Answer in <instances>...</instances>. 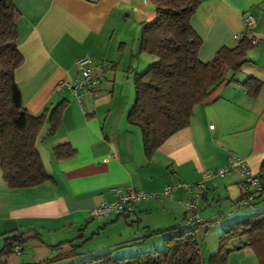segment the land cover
<instances>
[{
	"label": "crops",
	"instance_id": "0c3cea01",
	"mask_svg": "<svg viewBox=\"0 0 264 264\" xmlns=\"http://www.w3.org/2000/svg\"><path fill=\"white\" fill-rule=\"evenodd\" d=\"M13 3L18 11L16 47L22 55L14 79L24 109L35 115L61 101L64 104L57 129L49 133L46 116L35 137L50 180L9 188L0 170L2 245L3 235L14 230L36 233L40 240H30L33 246L45 248L51 256L57 250L50 247L65 241L79 253L109 251L112 257L156 248L165 234L151 231L179 226L185 218L182 188L154 196L176 182L203 183L198 209L206 212L214 204L223 224L221 232L264 208V201L257 205L237 201L242 188L235 170L213 173L233 157L257 176L264 158V0H198L189 23L200 40L201 62L211 60L221 47L236 44L243 35L246 13L255 19L249 31L254 45L245 51L239 67L225 70L221 84L193 106L188 125L149 156L143 152L139 128L126 120L134 96L133 75L150 60L139 49L141 24L154 18L148 0ZM81 57L92 60L94 72L103 71L99 81L75 98L71 88L79 72L74 62ZM248 77L259 82L254 94L242 84ZM59 145L69 146L73 153L55 154ZM115 188L119 193L134 189L149 196L123 214L91 218L92 207L116 200ZM220 233L213 230V239L203 248L204 233L199 236L202 264H208L209 255L217 250ZM13 250L18 253L21 246ZM72 258L43 264H70ZM225 264L259 262L242 248L229 252Z\"/></svg>",
	"mask_w": 264,
	"mask_h": 264
},
{
	"label": "trees",
	"instance_id": "16d2710c",
	"mask_svg": "<svg viewBox=\"0 0 264 264\" xmlns=\"http://www.w3.org/2000/svg\"><path fill=\"white\" fill-rule=\"evenodd\" d=\"M148 2L154 18L141 24L139 49L152 55L154 60L134 73V96L126 115L127 122L139 128L146 156L172 133L188 125L193 106L221 84L225 70L238 68L245 51L254 45L248 28L237 37L234 46H223L211 60L201 62L197 58L200 40L189 23L198 0ZM17 15L13 0H0V170L9 188H27L50 180L35 148V137L46 116L49 133L57 129L64 101L35 115L24 109L14 79V70L22 62L16 47ZM242 84L251 94L259 89V82L250 77ZM54 152L66 156L73 153V149L59 145L54 147ZM263 173L264 158L256 176L258 184L250 190V186L240 181L246 192L242 189L237 201L257 205L264 200ZM197 224L187 226L183 221L179 226L151 231L165 234L159 248L121 257H112L109 251H103L70 264H202L199 237L195 235ZM34 238L40 240L33 232L24 235L12 230L6 233L0 260L14 252L13 247ZM50 248H56V253L42 263L68 258L77 251L70 241ZM242 248L249 249L259 264H264V208L229 224L219 234L217 250L209 255L208 264H225L229 252Z\"/></svg>",
	"mask_w": 264,
	"mask_h": 264
},
{
	"label": "built area",
	"instance_id": "2783aa9c",
	"mask_svg": "<svg viewBox=\"0 0 264 264\" xmlns=\"http://www.w3.org/2000/svg\"><path fill=\"white\" fill-rule=\"evenodd\" d=\"M86 1L92 2L95 0ZM242 20L244 30L254 27L255 25V19L250 14H243ZM91 64L92 60L89 57H81L74 62V65L79 72L78 76L73 80L71 88L72 94L75 98L80 96V91L99 81L102 76L103 70L97 69L94 72ZM227 162L228 163L226 165L215 170L217 175H223L230 170H235L240 181H242L245 186H256L258 184L257 177L249 172L242 160L229 157ZM177 187L182 188L186 193V197L183 200L185 207L184 224L190 226L195 222L198 223V198L203 189L202 182L192 185L183 182H176L175 185H166L161 192L155 194L154 196L160 197L171 195ZM119 190V188L114 189V193L117 195L115 201L110 203H100L92 207L89 211L90 217L93 219H99L108 214H123L124 211L131 210V207L137 204L139 200L149 196L147 193L134 189H128L122 193H119Z\"/></svg>",
	"mask_w": 264,
	"mask_h": 264
},
{
	"label": "rangeland",
	"instance_id": "374dc122",
	"mask_svg": "<svg viewBox=\"0 0 264 264\" xmlns=\"http://www.w3.org/2000/svg\"><path fill=\"white\" fill-rule=\"evenodd\" d=\"M146 55L150 59L148 63H150L151 61L154 60V57L152 55L147 54V53H146ZM146 65L142 69H140L139 72L142 71L146 67ZM226 71H228V70H226ZM213 173L216 174L215 170L213 171ZM240 185H241V188L243 189V192H246L241 183H240ZM249 188H250V190H253L254 185H250ZM245 203H248V202H245ZM133 206H135V205H133ZM213 206L214 207H212V209H210L206 212H203V211L200 212L199 209L197 211L198 218H199L198 219L199 224H197L195 235H196V237H199L204 233L203 234L204 235L203 241L202 240H201L202 242L200 241L201 244L203 243L201 246L202 248L206 247L207 243L209 244V241L211 240V238L213 239V235H210V234H212V231L213 230L215 231V229L216 230L218 229V232L220 233L221 232L220 227L223 225L221 222L219 223L220 218L216 215V214H218L217 207H215L214 204H213ZM215 236H216V234H214V238H215ZM1 245H2V240L0 238V246ZM20 246H21V250L18 253L11 252L6 256L1 257L0 264H11V263L25 264L23 262H27V263L32 262V264H43L42 263L43 260L38 262V263H33V262H37L41 258H44L46 256H49V255L51 256V252L48 254V252H47L48 250H46L45 248L34 247L33 242H31L30 240L22 242L20 244ZM155 247L159 248L160 244L156 245ZM201 247L199 245V249H201ZM149 248H154V247H149ZM85 249L86 248H83L82 250H85ZM139 250H141V249H139ZM142 250H144V249H142ZM71 255L73 256L72 261H75V260H79V259L91 256V255H93V253L92 252L79 253V252L75 251L74 254H71Z\"/></svg>",
	"mask_w": 264,
	"mask_h": 264
}]
</instances>
